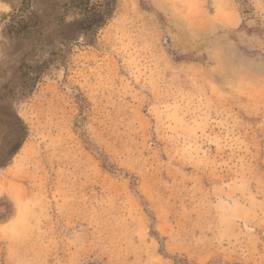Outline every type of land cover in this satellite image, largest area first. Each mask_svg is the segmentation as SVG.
Here are the masks:
<instances>
[{"label": "rangeland", "instance_id": "obj_1", "mask_svg": "<svg viewBox=\"0 0 264 264\" xmlns=\"http://www.w3.org/2000/svg\"><path fill=\"white\" fill-rule=\"evenodd\" d=\"M72 1L0 0V264H264V0Z\"/></svg>", "mask_w": 264, "mask_h": 264}, {"label": "trees", "instance_id": "obj_2", "mask_svg": "<svg viewBox=\"0 0 264 264\" xmlns=\"http://www.w3.org/2000/svg\"><path fill=\"white\" fill-rule=\"evenodd\" d=\"M249 0H240L246 3ZM115 0H73L71 7L76 13L83 16L82 25L93 27L104 25L107 17L110 16Z\"/></svg>", "mask_w": 264, "mask_h": 264}]
</instances>
